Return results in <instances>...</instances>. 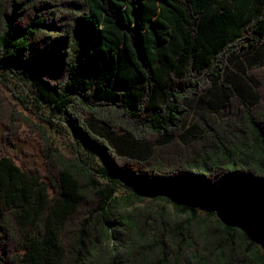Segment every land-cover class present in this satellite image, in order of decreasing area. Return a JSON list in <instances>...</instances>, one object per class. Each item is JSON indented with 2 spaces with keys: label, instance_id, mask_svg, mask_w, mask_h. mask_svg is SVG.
Segmentation results:
<instances>
[{
  "label": "trees",
  "instance_id": "obj_1",
  "mask_svg": "<svg viewBox=\"0 0 264 264\" xmlns=\"http://www.w3.org/2000/svg\"><path fill=\"white\" fill-rule=\"evenodd\" d=\"M0 123V264H264V0H0Z\"/></svg>",
  "mask_w": 264,
  "mask_h": 264
},
{
  "label": "rangeland",
  "instance_id": "obj_2",
  "mask_svg": "<svg viewBox=\"0 0 264 264\" xmlns=\"http://www.w3.org/2000/svg\"><path fill=\"white\" fill-rule=\"evenodd\" d=\"M16 86L18 90H22L23 95L25 99L29 102L27 104L28 108H33L30 102H32V97L30 92L27 90V83L24 81H18L15 80ZM188 106L190 109L189 114V121L191 123L193 122H203L204 118L209 115L210 110L206 106L204 102H202L198 96L192 97L188 101ZM28 113V112H27ZM39 114H43L45 116H50L51 118H55L56 122L60 126V131L56 133H52L53 138L55 139L56 143L64 150L65 153L69 154L75 147L77 149V152L80 154L81 158L93 169L102 172L105 163L100 156L99 153H96L95 151L89 149L86 146H78L75 145V140L73 139L71 135V131L69 129V126L62 120V118L59 115H51L49 110L46 108H43L41 112H38ZM32 116V115H31ZM35 117V116H33ZM54 119V120H55ZM27 126H22V134L20 137H16L14 139V142L16 144V147L13 148L11 146H8V152L17 160V162L20 164L22 161L25 162L27 166H38L41 169H44V158L41 153V146L38 139L34 138L33 136L28 135L27 132ZM6 131V126L3 123H0V154L5 152L4 144H3V134ZM134 192L133 189H129L127 191H123L121 193L128 194ZM145 200L142 202H138V206L148 207V208H157L159 204H161V201L156 200L151 197V195L144 194ZM210 208L206 206V210H209Z\"/></svg>",
  "mask_w": 264,
  "mask_h": 264
}]
</instances>
